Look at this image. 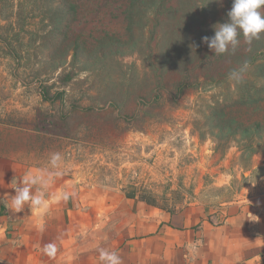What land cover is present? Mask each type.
I'll list each match as a JSON object with an SVG mask.
<instances>
[{
	"label": "rangeland",
	"instance_id": "374dc122",
	"mask_svg": "<svg viewBox=\"0 0 264 264\" xmlns=\"http://www.w3.org/2000/svg\"><path fill=\"white\" fill-rule=\"evenodd\" d=\"M188 1L76 0L64 37L67 20L42 32L41 10L65 6L0 0V129L44 167L61 153V176L101 208L118 195L214 224L264 217V128L235 130L215 113L235 96L223 75L242 58L228 63L202 39L227 22L230 0H195V14ZM250 46L242 38L236 52ZM236 114L264 125V105Z\"/></svg>",
	"mask_w": 264,
	"mask_h": 264
},
{
	"label": "crops",
	"instance_id": "0c3cea01",
	"mask_svg": "<svg viewBox=\"0 0 264 264\" xmlns=\"http://www.w3.org/2000/svg\"><path fill=\"white\" fill-rule=\"evenodd\" d=\"M34 152L0 129V264H101L100 248L117 252L123 264H264L260 216L214 224L180 214L185 223L177 229L178 217L118 195H108L114 204L101 208L97 194L63 176L50 186L46 208L25 205L16 213L5 206L15 195L13 178L19 182L44 168ZM65 191L73 194L68 200L55 198ZM119 200L126 201L124 208L117 207ZM50 243L56 245L53 256L43 252Z\"/></svg>",
	"mask_w": 264,
	"mask_h": 264
},
{
	"label": "clouds",
	"instance_id": "9594fccd",
	"mask_svg": "<svg viewBox=\"0 0 264 264\" xmlns=\"http://www.w3.org/2000/svg\"><path fill=\"white\" fill-rule=\"evenodd\" d=\"M227 17V22L214 26V36L202 38L214 56L235 52L240 46L241 37L246 44L251 45L264 34V0H232V7L227 12ZM248 68L249 65L244 63L229 73L228 80L233 88L244 82ZM62 163L61 153L54 152L50 154L44 168L37 169L35 173L29 171L19 182L13 178L11 184L15 185L13 188L15 195L11 196L9 202H5V206L16 213L22 212L25 205L33 211L46 208L52 196L49 188L63 174ZM71 195L73 194L65 191L55 198L66 201ZM55 251L54 243L43 248L46 255L53 256ZM98 259L101 264H123L117 252L104 248L99 249Z\"/></svg>",
	"mask_w": 264,
	"mask_h": 264
},
{
	"label": "trees",
	"instance_id": "16d2710c",
	"mask_svg": "<svg viewBox=\"0 0 264 264\" xmlns=\"http://www.w3.org/2000/svg\"><path fill=\"white\" fill-rule=\"evenodd\" d=\"M58 2V5L60 4L61 7L66 8V12H56V11H50L49 9H46L45 7L41 10V14L43 15L42 22L45 23L43 28L41 29L42 32H49L52 27H54V24H62L65 20H67V24L65 27H59V33L61 35H64V37H67L69 35L68 31L70 30V22L71 19L74 20L75 16H73L76 12L72 11V7L75 6L76 0H45L46 5L48 6V2ZM131 3L138 2L139 0H129ZM165 6H171L173 2L181 4V2H184L185 0H161ZM230 5L232 6V0L229 1ZM188 7H191L193 9L194 13V5L198 4V2L195 0L188 1ZM59 6V10H62ZM192 11V10H191ZM72 14V15H70ZM185 14V13H184ZM184 14H180V16H185ZM195 14V13H194ZM69 22V23H68ZM241 37L240 39H242ZM247 47V46H246ZM40 48V47H39ZM241 52H229L227 54L228 63L229 61H233L235 58H242L241 65L244 63H247L249 65L247 75L245 77L244 82L238 86L237 88H234V98L232 101L227 99L225 102H223L221 105H218L219 107L216 109L215 113L217 115H222L223 117H231L232 122H229L230 124L229 128H234L235 130L244 131L247 133V131L255 130L264 128L263 123H256L253 122L251 124H248L244 119V115L242 117L238 116L236 114V111H242V112H248L251 109H256L258 107H262L264 105V34L260 36L259 39L253 41L251 46L249 48H246V53L244 55H241ZM224 56V55H222ZM170 60V58H169ZM166 59L165 64L169 61ZM236 60V59H235ZM240 65V66H241ZM237 68V67H236ZM233 69H229L227 71V75H223V77H226L228 80V75ZM189 72L187 71L186 74ZM71 79L70 76L66 77V80ZM185 80L181 83L175 85V96L179 97L184 85ZM229 82V80H228ZM221 83V82H219ZM160 85V84H159ZM46 96V95H45ZM46 98H48L46 96ZM160 95H157L154 100L156 102H159ZM175 98V97H174ZM162 99V98H160ZM235 116V117H234ZM228 119V118H227ZM156 208L162 209L158 205H153ZM168 213L171 214L172 218L178 217L180 222L179 226L175 227L177 229H183L184 228V218L180 214L175 213L174 211L167 210Z\"/></svg>",
	"mask_w": 264,
	"mask_h": 264
}]
</instances>
